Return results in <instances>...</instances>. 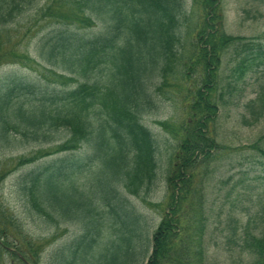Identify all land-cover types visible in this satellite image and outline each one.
<instances>
[{
  "label": "trees",
  "instance_id": "16d2710c",
  "mask_svg": "<svg viewBox=\"0 0 264 264\" xmlns=\"http://www.w3.org/2000/svg\"><path fill=\"white\" fill-rule=\"evenodd\" d=\"M38 2L0 0V31ZM58 2L50 0L44 13L57 26L34 43V51L49 67L80 77L81 82L71 89H58L15 75L0 82V147L17 140L47 142L53 133L65 130L70 136L68 142L50 154L21 159L17 166L76 152L82 143L88 145V156L79 162L58 161L32 172L25 183L31 204L45 220L55 223L80 219L74 215L90 208L87 217L80 219L85 223L95 217L94 211L101 205L119 218V186L124 185L137 195L155 179V140L141 118L156 106L152 84L157 78L166 79L182 44L180 24L185 0H66L54 10ZM193 2L204 20L198 33V47L188 60L190 71L200 68V72L190 89L189 121L177 135L181 137L177 164L169 177L167 209L159 227L147 237L142 255V263L147 259V264H205L207 212L205 192L199 187L196 170L211 162L221 149L208 127L224 101L218 95L219 67L229 51L242 56L237 69L243 76L251 59L241 53L245 50L242 37L225 34L221 0ZM21 59L32 63L27 57ZM260 97L263 101L264 89ZM263 109L258 114L253 112L257 118L263 117ZM247 148L264 156L258 142ZM88 163L97 165L90 175L103 163L107 164L105 173L117 178L106 195L100 192L102 196L94 204L82 200L86 199L87 189L91 190L88 184L80 187L75 182ZM73 196H79L80 201H71ZM248 214L250 218L238 244L252 260L249 264H264V225H252L255 217H264V213L249 210ZM127 217L128 235L124 241L127 252L134 256L132 239L138 221L132 213ZM94 231L91 239L87 234L71 252L57 253L53 264H87L88 254L97 243L99 230ZM65 253L71 257L67 258Z\"/></svg>",
  "mask_w": 264,
  "mask_h": 264
},
{
  "label": "rangeland",
  "instance_id": "374dc122",
  "mask_svg": "<svg viewBox=\"0 0 264 264\" xmlns=\"http://www.w3.org/2000/svg\"><path fill=\"white\" fill-rule=\"evenodd\" d=\"M58 1L54 10L66 0ZM221 1L225 34L242 37L245 50L241 53L250 55L251 59L243 76L237 69L242 56L237 57L229 51L225 52L219 67L218 95L224 101L219 103V111L208 127L221 149L211 162L196 170L198 179L200 177L199 187L205 192L207 212L205 264H249L252 260L241 250L238 241L250 218L248 211L264 213V156L247 148L258 142L264 152V115L258 118L256 115L264 107V97L263 101L260 97L264 89V0ZM49 2L39 0L35 8L28 9L19 20L1 29L0 82L13 75L58 89H71L81 82L80 77L49 67L34 51V43L57 26L44 14ZM203 20L193 0H185L180 24L182 44L166 79L157 78L152 84L156 106L141 118L155 140V179L151 186L143 187L137 195L124 185L119 186L116 203L121 207L118 208L121 218L101 205L94 211L95 217H90L85 223L80 219L87 217L90 208L74 215L80 219L55 223L45 220L31 204L25 183L32 172L58 161L79 162L88 156V145L82 143L76 152L51 155L33 164L17 166L21 159L50 154L68 142L70 136L65 130L53 133L47 142L17 140L0 147V264H53L57 253L63 250L71 252L87 234L91 239L94 229L99 230L95 237L97 243L88 254L87 264H147V259L142 263L147 237L156 231L164 218L169 177L177 164L175 157L181 137L177 135H180V127L189 121L190 89L199 76L200 68L196 72L190 71L188 59L195 53ZM22 57L31 59L32 63H24ZM96 166L88 163L87 172L75 177L80 187L88 184L87 187L91 188L92 191L86 188L87 196L82 200L92 204L117 180L105 173L107 164L103 163L96 173L90 175ZM70 200L78 202L80 197L73 196ZM129 213L138 221L132 239L134 256L127 252L124 241L128 235ZM252 222V225L262 226L264 217L259 215ZM66 254L67 258L71 257Z\"/></svg>",
  "mask_w": 264,
  "mask_h": 264
}]
</instances>
